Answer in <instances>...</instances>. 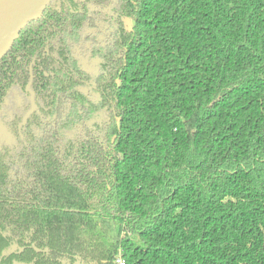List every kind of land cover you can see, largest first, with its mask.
<instances>
[{
  "label": "trees",
  "instance_id": "obj_1",
  "mask_svg": "<svg viewBox=\"0 0 264 264\" xmlns=\"http://www.w3.org/2000/svg\"><path fill=\"white\" fill-rule=\"evenodd\" d=\"M86 2L108 0H52L25 25L0 57V97L35 57L46 103L40 84L71 70L62 34ZM117 9L134 24L107 66L108 127L49 141L22 177L0 167V250L29 264H264V0Z\"/></svg>",
  "mask_w": 264,
  "mask_h": 264
},
{
  "label": "flooded vegetation",
  "instance_id": "obj_2",
  "mask_svg": "<svg viewBox=\"0 0 264 264\" xmlns=\"http://www.w3.org/2000/svg\"><path fill=\"white\" fill-rule=\"evenodd\" d=\"M120 2H86V10L74 12L77 17L83 15L80 26L62 34L71 70L55 77L50 87L40 84L50 94L46 103L34 84L35 57L27 82L12 83L0 97V167L7 174L18 178L30 167L34 169L49 141L108 127L111 115L104 99V85L110 76L107 66L118 57L121 29L131 30L134 24L130 19L133 24L129 28V18L118 12ZM19 252L17 246L7 252L0 250V264H29L19 260Z\"/></svg>",
  "mask_w": 264,
  "mask_h": 264
},
{
  "label": "water",
  "instance_id": "obj_3",
  "mask_svg": "<svg viewBox=\"0 0 264 264\" xmlns=\"http://www.w3.org/2000/svg\"><path fill=\"white\" fill-rule=\"evenodd\" d=\"M52 0H0V57L26 24L38 20Z\"/></svg>",
  "mask_w": 264,
  "mask_h": 264
},
{
  "label": "built area",
  "instance_id": "obj_4",
  "mask_svg": "<svg viewBox=\"0 0 264 264\" xmlns=\"http://www.w3.org/2000/svg\"><path fill=\"white\" fill-rule=\"evenodd\" d=\"M116 264H126V263H125V260L121 256H119L116 259Z\"/></svg>",
  "mask_w": 264,
  "mask_h": 264
},
{
  "label": "rangeland",
  "instance_id": "obj_5",
  "mask_svg": "<svg viewBox=\"0 0 264 264\" xmlns=\"http://www.w3.org/2000/svg\"><path fill=\"white\" fill-rule=\"evenodd\" d=\"M127 24H128V27L130 28L132 26V21L130 19H127Z\"/></svg>",
  "mask_w": 264,
  "mask_h": 264
}]
</instances>
